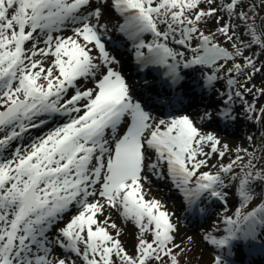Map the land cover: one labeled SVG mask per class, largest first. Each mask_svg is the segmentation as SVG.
<instances>
[{"label": "snow or ice", "instance_id": "snow-or-ice-1", "mask_svg": "<svg viewBox=\"0 0 264 264\" xmlns=\"http://www.w3.org/2000/svg\"><path fill=\"white\" fill-rule=\"evenodd\" d=\"M109 9L123 19L117 29L131 41L138 64L149 72L163 69L170 89L187 87L184 70L208 69L201 86L213 90L227 77L224 107L206 111L201 122L214 116L235 121L237 99L246 118L264 120V106L245 97L264 98V85L251 84L264 67L244 52L253 45L264 50L255 4L0 0V264H54V246L64 257L55 264H78L72 256L80 264H181L173 214L160 200L146 198L148 174L163 179L164 169L195 212L210 199L226 203L229 183L238 181L240 207L221 218L222 232L202 238L216 253L212 264H233L237 250L257 241L264 249V197L247 210L256 200L253 184L264 183V168L256 170L254 153H247V163L237 155L210 164L213 155L223 160L227 144L189 115L158 118L149 111L154 104L137 98L106 46ZM210 18L215 33L202 30ZM109 209L137 228L133 251L106 215Z\"/></svg>", "mask_w": 264, "mask_h": 264}, {"label": "rangeland", "instance_id": "rangeland-1", "mask_svg": "<svg viewBox=\"0 0 264 264\" xmlns=\"http://www.w3.org/2000/svg\"><path fill=\"white\" fill-rule=\"evenodd\" d=\"M244 4H246V5L255 4L256 5L255 24H256L258 29L264 28V5L261 4V0H244ZM222 14L223 13H221V15ZM104 22L108 25V29H109V31L107 33L106 40H105L106 46H107L110 54L115 56L117 58V60L119 61V63L116 64L115 67L117 68V70L121 71L122 74L125 76L129 85L133 88L134 92L137 93L136 94L137 98H140L141 96L146 97L144 94H142L144 92V90H142V88L145 89V87L150 84V83L147 84V82H146L149 78L147 76L145 78L140 77V75L135 76L132 73L133 70L129 69V67L131 68L130 63L138 64V62L136 61V59H134L135 54H134V49L132 48L131 41H128V40L124 41V38H126V37L124 35H120L122 33H120L117 29V26L120 23H123V19L121 17H119L118 14L114 12V10L109 9L105 12ZM206 27H207V24L204 25L203 30L206 31ZM241 28H242V26H241ZM66 34L70 35L71 32L69 31ZM118 35H120V36H118ZM238 35H240L241 38L244 39L245 42H247L248 37H247L246 32H242L241 30H238ZM150 39H151L150 35L146 36V40H150ZM120 40L123 42L121 43ZM41 46H43V45L41 44ZM254 46L255 45H253L252 47H254ZM186 55L190 56L191 54L188 53ZM248 56H253L254 59H257V58L260 59L257 62L258 67H261L262 65H264V50H261L258 46H256L253 49V51H250L248 53ZM231 63H233V62H229L227 66L230 67ZM126 64H127V68H124L123 66ZM138 67L140 68L142 66H140L138 64ZM154 70L158 71L159 74L163 72V69L154 68ZM236 77H237V80L239 81L240 84L245 83L243 75H241V76L237 75ZM142 79H143V81H142ZM260 83H261V80L256 79V78H253V80L251 82V84H254L257 88L262 86ZM87 86H91V85L89 84ZM141 90H142V92H140ZM223 93L224 92L221 91V92H215L214 94L209 95V97H211L213 99L214 98H221L222 99V103L217 104V106L221 107L220 109H222L224 107L223 101L226 99V96L221 95ZM246 94H248V96H249V99H250L249 101L256 103L257 105H260L262 103V100L264 99V98H260L257 100L254 94L247 93V92H245V97H246ZM246 98L248 100V97H246ZM236 103H238L237 100H236ZM209 106H210L209 109L202 111L200 113H196L197 110L193 107H190L188 109H184L181 106H179L181 108L174 106V108L168 109L167 105L158 106L157 110H154L150 107L149 111H151L152 114L158 118H168L171 115H181V114L189 115L194 120V122L197 123V126L200 127L203 131L215 134L221 140L222 145L227 144L229 150L226 153L223 160H220V158L217 155H213L211 160H210V164H219V163L227 164L230 161H232V159H234L237 155L243 156L244 158L247 157V159H248L249 157H248L247 153L245 151H243L246 149V150H248L247 151L248 153H254V156H255L254 160L256 161L255 162L256 170L258 171L261 168H264V132H262V130H260V129L258 130V129H253V128L244 126L242 129H240L241 130L240 132L242 134L241 137L236 138L235 135L223 133L221 130H219L217 128L219 126L220 122L226 123L227 121H231V120H224L222 118H216L214 116V118L212 120H204L203 122H201L200 117L206 111L213 113V114H215L218 111L216 108L211 106V104ZM257 108H259V107L257 106ZM192 111H195L194 115H193V113H191ZM165 114H167V115H165ZM235 115H236V117H246V115L243 111L242 112L235 111ZM216 120H218L219 122L215 123ZM251 120L258 123V121L256 120L255 117H253ZM258 127H260V125H258ZM44 131H47V128H45ZM38 134H39V132H37L36 130H33V135H38ZM249 137H251V139H249ZM238 149L240 150L239 152L237 151ZM204 170H208V169H204ZM211 170L216 171V169H211ZM163 171L165 172L163 179H159L156 176L152 175L151 173L148 174L149 179H148V181L145 182V185H144L145 191L147 192L146 198H149V199L155 198V199L160 200L165 205L166 210L174 215L173 222L178 227V231L175 234V236H176L175 242L177 244L181 245L182 249L185 248L189 242H190L189 247L196 246L195 244L198 243L199 245H201L204 248L205 255H207V256L211 255L212 260H213V257L216 253L213 250H211V248L208 247L211 245H209L205 240H203L202 239L203 236L201 237V235H200V232H202L204 227H206L205 223H203V224L198 223L197 225L192 223L193 221L190 220V218L192 219L193 216L198 217V214L195 211L190 210V213L187 214L188 216H185V217H184V215H181V213L177 212L176 209L179 206L177 204L178 201H180L181 203L183 202L185 205L187 203H186V201H184V198H183L182 194L179 192V190L174 186V183L172 182V180L167 176L166 169H164ZM237 172H239V171H237ZM237 187H238V183L233 182L232 188H234L236 192H238ZM173 194H175V197H172ZM219 202H221V204L225 203L223 201H219ZM260 202L261 201L255 202V204L258 205ZM199 207H201V205H199ZM237 208H239L238 205L233 204L230 213L225 210V212H224L225 216L232 215L236 211ZM74 214H75V209H73V211L71 213L66 214L65 221L70 219L71 215H74ZM106 215L111 216L112 221L117 223V225L123 229L121 239L125 243L128 251L129 252L133 251V246L136 242L135 238L138 235L137 228L131 222L124 221L123 218L119 215V213L114 209H109L106 212ZM101 219H103V217H101ZM60 226H63V222L61 223ZM223 227L224 226L220 221L217 225H215L213 230L209 233L216 235V234H218L217 229H219L222 232ZM207 234L208 233H205L204 235H207ZM191 249H192V247H191ZM54 251H55V256L53 257V261L55 264V259L57 257H60V258H64V257L61 256L62 250L60 248L54 246ZM177 253L179 255V259H180L181 264H187L185 261H182L186 252L180 253L179 250H177ZM250 253H251V256L252 255L254 256V257L253 256L252 257L254 258V261H255V263L252 262V264H257L258 262H261L260 264L264 263V256L261 255L260 251H258L256 249H252V250H250ZM65 255H68V254H65ZM261 256L263 258L260 260H257V259L261 258ZM71 258L77 259L78 264H80L78 258H76L74 256H72Z\"/></svg>", "mask_w": 264, "mask_h": 264}, {"label": "trees", "instance_id": "trees-1", "mask_svg": "<svg viewBox=\"0 0 264 264\" xmlns=\"http://www.w3.org/2000/svg\"><path fill=\"white\" fill-rule=\"evenodd\" d=\"M204 7H207V5H204ZM217 27L218 25L216 24L215 20L210 18L209 22L207 23L206 32L215 33L217 30ZM203 28H204V25L202 26V30ZM120 35H123V34H120ZM126 40L127 38H124V41ZM122 42L123 41H121V43ZM217 42L221 43L223 47L228 48L230 51H233L231 44L227 42L226 40H224L223 37L217 35ZM175 47H178L179 50L181 51H185L183 48H180V46H175ZM255 47L256 46L252 47L251 49H245L244 50L245 55L248 56V53L250 51H253ZM188 53L190 52H186V54ZM256 60L258 62L260 59L257 58ZM235 62L242 63V58H238ZM130 66L132 69H134L135 67H138V64L130 63ZM261 67H264V65H262ZM142 71L143 73H141L140 76L144 78L147 76L149 79L145 81L147 82V84L150 83L148 86L145 87V89L142 88V90H144L142 94L146 96V97H143V96L142 97L145 100H147L151 105L154 104V107H151L154 110H157L158 106H161V104L159 103L160 99H162L165 102L163 105H167L168 109L173 108V105L178 108L182 107L184 109L193 107L197 110L196 113H200L202 111L209 109L210 108L209 105L211 104V106L219 110L221 107L217 106V104L222 103V99L221 98L213 99L209 97V95L214 94L215 92H221V91L225 93L228 88L226 84L227 77L218 81L215 85L214 90L202 87L201 81L203 80V74L209 71L206 68H203V69L197 68L194 71L184 70L185 82H186L187 87L181 88L179 90L170 89L168 85L166 84L165 79L162 77V73L159 74L158 71H155V70H151V72L145 71L143 68H142ZM220 75L223 76L224 74L220 73ZM238 76H241V75H238ZM254 78L260 79L261 80L260 84L264 85V72L258 73L256 76H254ZM142 90L140 92H142ZM157 93H159L160 95L157 96ZM237 102L238 103L234 105L235 111L242 112L243 111L242 102L238 99H237ZM257 106L258 107L264 106V99L262 100V103ZM191 113H193L194 115L195 111H192ZM218 122H219L218 120L215 121V123H218ZM262 124H263V120H260L257 123L246 117H237L235 121H227L226 123L220 122L217 128L221 130L223 133L235 135V137L237 138V137L242 136L240 129H242L244 126H247L253 129H258V130L260 129L262 130V132H264ZM258 125H260V127H258ZM248 159L247 157H245L244 163H247ZM255 162L256 161L254 160V163ZM237 171L240 172L239 167L236 169V172ZM226 181H227L226 183H229L228 180ZM233 182L238 183V181H233ZM233 182L229 183V187L226 189V192L228 193L226 203L221 204V202L215 199L207 200L203 204H201V207L204 209V211L196 212L198 214V217L193 216L192 219L190 218V220L193 221L192 223H194L195 225H197L198 223L200 224L205 223L206 227H204L202 232H200L201 237L202 236L204 237L205 233H209L213 230L215 225H217L221 221V218L225 216V213H224L225 210L230 213L233 204L238 205V207H240V203H241L240 197L238 195V192H236L235 189L232 188ZM252 187H253V191L256 196L255 202L261 201V198L264 197V183L257 181L253 184ZM172 197H175V194H173ZM177 204L179 205L176 209L177 212L181 213V215H184V217L188 216L187 214L190 213V210L188 209L187 204L185 205L183 202L181 203L180 201H178ZM253 206H257V205L254 203L251 207ZM251 207L247 210H250ZM173 218H174V215H173ZM189 245H190V242L186 245L185 248H183L184 251L182 252H186V253L182 261H185L187 264H212L211 255L210 256L205 255L204 248L201 245L197 243L195 244L196 246H191L192 249L191 247H189ZM208 247L214 251L212 246H208ZM252 249H256L260 251L261 255L264 256V249L261 248V242L257 241L255 245H252V246L244 245L239 250H237L235 256L232 258L233 264H252V262L255 263L254 258H253L254 256L252 255L253 256L252 257L250 253V250ZM179 252L182 253L180 250ZM262 256H261V259L263 258Z\"/></svg>", "mask_w": 264, "mask_h": 264}, {"label": "bare ground", "instance_id": "bare-ground-1", "mask_svg": "<svg viewBox=\"0 0 264 264\" xmlns=\"http://www.w3.org/2000/svg\"><path fill=\"white\" fill-rule=\"evenodd\" d=\"M119 16V15H118ZM133 64V63H132ZM124 68H127V64L123 66ZM129 69L133 70L132 73L136 76V75H140L141 73H143L142 71V67L138 68V67H135L134 69L130 68ZM154 70V68L152 69ZM147 71V70H145ZM141 77V76H140ZM137 94V93H136ZM261 258H259L258 260H260ZM261 262H258L257 264H260ZM264 264V263H262Z\"/></svg>", "mask_w": 264, "mask_h": 264}, {"label": "water", "instance_id": "water-1", "mask_svg": "<svg viewBox=\"0 0 264 264\" xmlns=\"http://www.w3.org/2000/svg\"><path fill=\"white\" fill-rule=\"evenodd\" d=\"M235 79L237 80V77H235ZM246 97H248V101H249L250 99H249V96H248V94H246ZM262 127H263V130H264V120H263Z\"/></svg>", "mask_w": 264, "mask_h": 264}]
</instances>
